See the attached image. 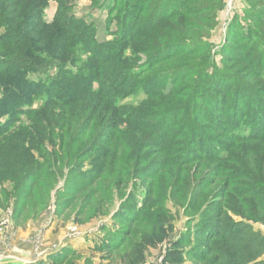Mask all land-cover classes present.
Returning <instances> with one entry per match:
<instances>
[{
  "label": "trees",
  "instance_id": "16d2710c",
  "mask_svg": "<svg viewBox=\"0 0 264 264\" xmlns=\"http://www.w3.org/2000/svg\"><path fill=\"white\" fill-rule=\"evenodd\" d=\"M219 1H103L107 18L112 14L118 19L119 32H113V40L99 42L95 27L76 16L70 0H0V26L4 27L0 35V117L8 114L0 121V145L6 143V152L15 146L11 142L17 133L23 137L16 145L22 149L21 166L14 171L8 165L7 173H0V182L9 180L16 187L15 226L24 229L44 209L55 174L63 167L70 169L66 177L71 184L69 191L62 192L65 198L56 200L55 212L59 216V210H65L68 216L75 213L83 220L95 204L103 207L111 199L112 188L122 197L119 188L134 171L147 191L141 201L135 193L124 201L115 216L120 227L107 231L97 249L106 250L108 256L120 253L128 264L137 262L129 246L142 234L150 239L145 229L163 226V221L155 222L159 219L152 217L158 216L159 203L165 198L164 192L155 194V179L175 167L180 142L182 154L187 148L207 162L217 158L215 169H220L233 194L219 195L212 216L200 212L194 237L180 236L165 260L180 264L182 259H172V255H182L185 250L191 264H264V234L255 227L264 226V154L255 164H244L234 156L238 145L248 140L237 132L248 115L253 120L248 121L249 136L264 139V99L249 85L231 88L237 79L231 72L236 64L243 66L250 82L264 81V40L244 46L249 43L244 38L253 31L248 28V36L234 33L221 47L222 65H232L210 70L208 56L202 58L208 64L201 70L202 62L197 59L208 52V46L200 42L201 24L211 22L212 4ZM50 2L56 6L51 20L46 21L43 9ZM130 7L133 14L127 11ZM250 16L264 25L263 15ZM236 36L242 39L235 48ZM81 53L84 59L78 60ZM77 62L80 68L73 70L71 66ZM51 66L56 69L52 77H29L48 76ZM13 86L30 94L46 89L44 102L26 110L28 129L21 123L15 125L21 121L16 117L24 110L21 105L28 102L19 101L23 98ZM140 93L144 98L137 103L122 102ZM36 111L44 115L39 121L30 117ZM45 118L49 120L46 128ZM121 122L128 127H121ZM34 125L41 127L35 128V136L30 130ZM45 138L58 147L50 154L43 145ZM217 146L225 148V155H218ZM34 151L44 159H36ZM89 156V168L84 169L83 158ZM4 175L7 178L2 179ZM2 192L0 207L6 208L9 200ZM192 241L196 244L191 245ZM77 256L76 249L66 247L31 264H73Z\"/></svg>",
  "mask_w": 264,
  "mask_h": 264
},
{
  "label": "rangeland",
  "instance_id": "374dc122",
  "mask_svg": "<svg viewBox=\"0 0 264 264\" xmlns=\"http://www.w3.org/2000/svg\"><path fill=\"white\" fill-rule=\"evenodd\" d=\"M103 1L108 0H70L72 5L70 7H72V11L76 16L83 17L88 24L91 23L95 27V39L99 42L110 39L113 40V32H119V30H117L118 19L113 18L112 14L107 18V5L103 3ZM55 6V2H50L43 9L44 19L46 21L51 20ZM211 8L212 12L210 14L213 16L211 22L203 21L201 24L202 32L199 33L200 42L208 46V52L205 51L206 54L203 56L201 55L197 59V62H202L200 63V68L201 70L203 69V71H205L209 62L210 70L214 68L223 69L224 65L227 67L232 65L231 63H224L222 65L221 47L227 40L229 41V37L234 33H237V35L243 33V35L245 34V36H248L250 32H248L247 29L249 28L250 31H253L250 33V37L244 38L249 42L244 46L249 45L253 40L260 42L264 40V25L256 22L255 19L250 16L251 14L259 13L264 17V0H220L219 3L216 2L212 4ZM118 9L122 10V8ZM127 11L131 14L134 13L132 7L128 8ZM129 24H131V22H128V25ZM3 32L4 27L0 26V35ZM254 34H256L257 37L254 36ZM241 39L242 38L236 36L235 45H233V47L236 48V44H239ZM245 49L246 47L244 50ZM232 52L234 53V48ZM128 53H131V51H128ZM83 54L84 53H81V55L78 56V60L84 59ZM208 56L210 57L207 63V61H203L202 58L207 59ZM262 64H264V62ZM65 66L69 67L67 63ZM71 67H73V70H77V68H80V63L77 62L76 65ZM242 69L243 66L240 64H236V67L233 68L232 71L230 69L234 76L236 74L237 78L231 86L232 90L236 85L246 84L249 85L248 88L252 89L251 91H254L261 99H264V81L260 84L250 82L245 78V73L242 72ZM55 70V68L49 67L48 76H46V74H30L29 77L46 80L48 77H52ZM194 77L195 76H193V79ZM13 88L16 89L19 96L23 98V100L19 99V101L28 102V105H21L24 107V110L16 116L21 121H17L15 125L20 126L21 123V125L28 129L30 125L26 117V110L29 108L36 109L38 105L44 102V99L47 98L46 89L41 87L35 94H30L20 90L16 86H13ZM143 98V94L140 93L132 95L122 100V102L137 103ZM42 116L44 115H42L41 112L36 111L30 117L39 121V119H42ZM6 117H8V114L1 116L0 121H4ZM47 121L49 120L45 118V122H43L45 123L43 124L45 128L47 126ZM248 121H253L251 115L246 117V120L240 124V128L237 130L240 135L248 137V140L239 144L235 150L233 147V150L235 152V159H239V161L244 164H248L249 161H253L255 164V162L259 163L263 157L264 139H254L253 136H249L251 130ZM120 126L127 128L128 123L121 122ZM39 127L40 126L34 125L33 129L30 128L34 136L36 134L35 128L39 129ZM55 129L56 132L59 131L58 127H55ZM21 135V133L15 135L11 142V144H15V146L9 148L6 152V143L2 146L0 145L1 174L7 173L6 170L8 165H11L14 171H17L21 166V160H23L21 158L22 149L16 146L21 142V138H23ZM28 137L29 136L24 138ZM218 138L225 140L221 135H218ZM43 145L49 154L52 150L58 148L57 145L51 144L48 138H45ZM180 146H182L180 142L176 144L177 151L174 154L176 163L173 165L175 167H173L167 175L161 173L155 179V194L164 192L165 198L159 203L160 212L158 216L152 215V217L153 219L154 217L155 219H159L155 220V222L163 221V226L159 230H156L154 227L151 231L145 229V232H148L147 237L150 239L144 237L142 234L136 242H133L134 245L129 246L130 249L135 251L134 258L137 262L133 264H151L161 252V244L163 243L166 245V248H164L163 264H172L170 260V262L165 260L167 252L172 248V243L184 234H188L189 237L193 238L196 229L195 223L201 215L200 212H203L205 217L212 216L213 211L218 207L216 200L221 198L219 195L228 196L233 194L232 189L227 186V181L221 176L220 169H215L218 165L216 162L217 158L212 159L211 162H207L202 158L194 157V153L187 151V148L185 149L186 151L183 150L186 154H182L183 152L181 149L183 148H178ZM216 151L219 156L225 155L224 153H226L225 148H220V146H217ZM33 154L38 160L44 159V157L41 156L42 153L38 154L34 151ZM91 157L92 156L83 158L82 163L84 164V169L89 168ZM188 158L189 160L187 162ZM181 161H186V163H188L187 166L186 164L182 165ZM50 162L51 158L49 155L48 163ZM69 170V167H63L61 171L55 174V181L50 189L46 206L35 218L27 221L24 229L15 226L12 220L14 195L16 192L13 190L16 189V187L14 188V185L9 180L0 182V200L4 198L2 191L7 193L5 199L8 198L9 200V204L6 208L0 207V221L4 222L2 230L0 231V262L9 251H12L15 241H22L23 244L28 242L31 248L28 246L27 250L24 248L19 250H22V253L25 252L30 256L31 254L47 250L52 242L60 240L57 244L59 247H55L53 251L57 252L66 247L76 249L78 251V258L73 260V264H88L87 260L92 261L93 264H128L127 260L119 255L120 253H114L116 256H108L109 253L106 250H98L97 248L105 241L104 236L107 231L112 232L120 227V222L115 219V216L119 213L120 207L123 205L124 201L130 197L132 193H135L136 199L141 201L143 194L147 191V186L142 184V179H140L138 174L134 171H130L129 176L125 179V183L119 188L123 196H118L116 188H112L111 199L102 204L104 208L100 205L98 207V204H95L94 209L89 213L88 219L83 220L82 217L77 219L74 216L75 213H71V215L68 216L65 210H59L61 214L58 216L55 212L58 211L55 202L56 200L65 198V195H62L63 191H69L71 181L69 180L70 178L66 177ZM47 171L51 170L47 169ZM5 178H7V175H4L2 179ZM97 199V202H99L100 198L97 197ZM137 207H139V205ZM64 215L68 217L66 218ZM255 227L261 229L264 234V226L255 224ZM76 235L82 236L83 238V241L80 240V244H65L67 238H74ZM191 243V245L196 244L195 241ZM188 248L187 245L185 249ZM184 252L185 250H183L182 255H172V259L177 256L182 259L180 264H191V261Z\"/></svg>",
  "mask_w": 264,
  "mask_h": 264
},
{
  "label": "crops",
  "instance_id": "0c3cea01",
  "mask_svg": "<svg viewBox=\"0 0 264 264\" xmlns=\"http://www.w3.org/2000/svg\"><path fill=\"white\" fill-rule=\"evenodd\" d=\"M80 240L83 241V238L82 236H77L74 237V238H67L66 239V243H70V244H80ZM59 241L56 240V242H52V244H50L48 246V249L45 250V251H42V252H38V253H34V254H31L29 256V254H26L25 252L22 253V250H19L21 248H24V249H28V246L29 248L30 245L29 243H24L22 241H15V244H13V249L12 251H9L7 253L6 256H4V258L2 259V261L0 262V264H26L27 261L29 260H33V259H41V258H44L46 256L47 253L51 252L54 250V248L56 247H59L57 244H58ZM62 242V241H61ZM54 246V247H53Z\"/></svg>",
  "mask_w": 264,
  "mask_h": 264
},
{
  "label": "built area",
  "instance_id": "2783aa9c",
  "mask_svg": "<svg viewBox=\"0 0 264 264\" xmlns=\"http://www.w3.org/2000/svg\"><path fill=\"white\" fill-rule=\"evenodd\" d=\"M3 225H4V222L0 221V231L2 230ZM164 248H166V245L163 243L161 244V252L157 255V258L151 264H163V257L165 253ZM36 260L38 259L29 260L26 262V264L34 263Z\"/></svg>",
  "mask_w": 264,
  "mask_h": 264
}]
</instances>
